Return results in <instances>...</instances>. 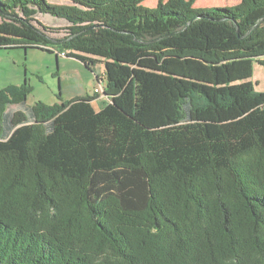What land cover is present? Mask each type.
Returning <instances> with one entry per match:
<instances>
[{
  "label": "trees",
  "instance_id": "16d2710c",
  "mask_svg": "<svg viewBox=\"0 0 264 264\" xmlns=\"http://www.w3.org/2000/svg\"><path fill=\"white\" fill-rule=\"evenodd\" d=\"M65 1L0 0V48L94 57L110 101L0 88V264H264V0Z\"/></svg>",
  "mask_w": 264,
  "mask_h": 264
},
{
  "label": "rangeland",
  "instance_id": "374dc122",
  "mask_svg": "<svg viewBox=\"0 0 264 264\" xmlns=\"http://www.w3.org/2000/svg\"><path fill=\"white\" fill-rule=\"evenodd\" d=\"M49 1L67 2L65 0ZM239 2L240 0H196L194 6L205 8L234 5ZM157 3L158 0L144 1V5L148 7H154ZM37 21L47 25L49 27L47 33L54 38L62 37L68 25L65 20L51 14H38ZM103 69L104 67L97 65L92 69L81 60L58 54L56 51L49 52L36 47L0 48V88L8 84L19 85L27 80L33 90L27 96L25 107H30L37 101L53 104L59 101V94L64 99L86 93L94 94L97 82L93 77L101 75ZM250 80L257 91H264V65L254 61ZM100 96L104 98V95L100 94Z\"/></svg>",
  "mask_w": 264,
  "mask_h": 264
},
{
  "label": "crops",
  "instance_id": "0c3cea01",
  "mask_svg": "<svg viewBox=\"0 0 264 264\" xmlns=\"http://www.w3.org/2000/svg\"><path fill=\"white\" fill-rule=\"evenodd\" d=\"M91 62L89 64V67L94 69V66L97 65L98 67L102 66L104 67L103 63L101 62H97V59H95L94 57H91ZM96 79V82H97V79H103L104 80V69H103V72L101 73V75H95V77H93ZM84 95H93L91 93H86V94H82L81 96H84ZM103 95V94H102ZM97 99L93 101V106L96 110H100L107 102H109L110 100L104 96V98H101L100 94H97ZM95 102H97V106H95Z\"/></svg>",
  "mask_w": 264,
  "mask_h": 264
},
{
  "label": "built area",
  "instance_id": "2783aa9c",
  "mask_svg": "<svg viewBox=\"0 0 264 264\" xmlns=\"http://www.w3.org/2000/svg\"><path fill=\"white\" fill-rule=\"evenodd\" d=\"M61 54L66 56L65 52H62ZM103 92H104V80L99 78L97 79V86L94 89V93L103 94Z\"/></svg>",
  "mask_w": 264,
  "mask_h": 264
}]
</instances>
